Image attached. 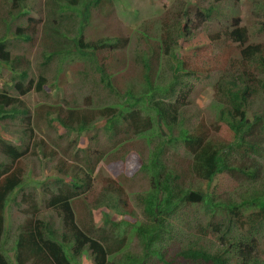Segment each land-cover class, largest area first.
I'll list each match as a JSON object with an SVG mask.
<instances>
[{
  "label": "trees",
  "instance_id": "16d2710c",
  "mask_svg": "<svg viewBox=\"0 0 264 264\" xmlns=\"http://www.w3.org/2000/svg\"><path fill=\"white\" fill-rule=\"evenodd\" d=\"M3 1L0 18L6 28L10 30L16 24L17 37L31 41V24L39 23L31 16V4L28 0ZM102 2L105 0H46L42 20L44 64L58 60V74L68 60L82 59L90 69L82 72V96L64 99L63 105L50 104L37 115H45L50 124L58 121L78 133L104 119L111 138L126 135L115 147L125 144L132 134L145 139L151 150L140 170L150 182L139 197L146 220L127 221L132 234L138 235L142 251L125 250L130 245L125 231L109 213H104L103 225L96 226L94 209L106 206L129 214V196L120 180L105 173L103 167L97 169L104 155L94 156L90 149H82L84 155L79 160L81 148L74 153V165L58 159L59 176L51 182L56 188L43 190L49 196L45 195L42 202L57 214L59 222L42 215L35 192L23 194L25 217L17 226L11 250L6 248L10 238L8 206L17 193L29 186L26 160L32 155L55 157L58 150H49L45 138L35 139L31 114L22 99L33 90L45 89L46 70L30 77L31 67L22 65L23 56H12L13 44L3 34L0 75L8 67L13 82L0 86V120L24 114L31 132L25 131L29 142L20 144L0 136V264H79L78 258L88 254L94 264H144L152 257L171 264L166 260L169 252L176 253L183 264H264V162L258 158H264V42L251 39L249 25H243L240 16L230 20L224 36L241 49L217 73L212 103L217 121L211 122L205 115L189 114L193 86L186 77L196 76L198 71L181 52L190 35V11L185 2L174 7L167 20L153 27V32L147 30L156 40L137 38L134 62L142 79L134 82L140 76L134 77L123 92L115 86L114 74L98 52H117L129 43V38L108 35L87 40L85 36L92 10ZM248 4L254 11L258 32H262L264 0H248ZM216 10V4L196 6L195 16L200 22L194 28L199 29ZM222 34L219 31L213 38L217 40ZM57 79L55 76L54 82ZM255 98H259V107L253 106ZM221 130L226 137L220 136ZM177 144L189 157V174L200 183L184 180V173H178L168 162L166 152ZM70 145L63 148L65 155L72 150ZM222 175L245 180L232 194L220 193L211 186ZM77 200L84 203L86 213L78 214Z\"/></svg>",
  "mask_w": 264,
  "mask_h": 264
},
{
  "label": "rangeland",
  "instance_id": "374dc122",
  "mask_svg": "<svg viewBox=\"0 0 264 264\" xmlns=\"http://www.w3.org/2000/svg\"><path fill=\"white\" fill-rule=\"evenodd\" d=\"M0 0V14H2L3 5ZM185 2L186 8L190 11V35L184 41V47H181V52L185 53L189 58L191 66L198 71L197 75L187 76L186 80L193 86V92L190 98L192 99L189 108V114L193 116L205 115L211 122H216V110L212 107L214 102V84L217 80V73L221 68H224L227 63H230L237 57L241 47L224 36L229 22L234 16H240L243 25H249L251 39L254 42H264V30L258 32L259 25L255 19L254 11L248 4V0H180ZM46 0H28V3L33 7L31 16L38 20V24H31L30 30L34 32L33 39L27 41L20 39L16 35V24H13L8 30L0 18V36L6 34L12 42L11 50L13 57L23 56V66H30V77L38 76L41 71L46 70L48 76V84L43 91H31L22 97L24 105L29 108L31 121L35 127V139L45 138L48 142L49 150L58 153L55 157L42 158V155L31 156L27 161V180L29 186L26 185L25 190L15 195V200H11L8 206L7 219L9 223V239L6 242V248L11 250L13 238L15 237L17 226L25 217L24 209L27 205L21 204L23 194L35 192L36 198L40 206V212L47 218L52 217L55 222H59L57 214L49 210L44 205L43 197L49 196L48 193H43V190L56 188L53 182L54 178L59 176L56 168L58 159L63 158L66 164H75L74 153L81 148L79 152V160L83 157L82 149H90L94 156L102 153L104 155L102 161L97 166L103 167L105 173L120 180L124 184L129 196L130 212L129 214L118 212L106 206L94 209V221L96 226H102L104 222V213H109L112 220L121 222V230L125 231L126 239L128 238L129 250L135 253H141L142 248L138 240V235H133L130 231V223L145 221L146 216L140 203V195L143 194L149 187V176L140 170L143 159L148 157L151 147L147 144L144 138L137 137L132 134L131 138L125 144L116 146L118 140H123L126 135L120 134L118 139L111 138L110 132L106 131V121L104 119L96 123V125L87 131L78 133L69 128H64L58 121L50 124L43 113L50 104L63 105L64 99L71 100L74 95L82 96L81 83L83 81L82 72L90 69L88 62L82 59L68 60L63 65L61 73L57 74L58 60H52L48 65H45V59L42 56V44L44 43L42 20L44 16ZM181 2L177 0H105L99 7L92 10V20L85 27V36L87 40H97L103 36H124L129 38V43L125 47H121L117 52L112 49H105L98 52L100 60L106 64V67L114 74L115 86L121 91H125L129 87V82L136 76H140L137 81L140 82L142 77L135 63V45L138 44V37H143L148 40H156L155 36L149 35L148 29L153 32V27L164 20H167L170 11L179 8ZM6 2L3 1V4ZM212 4L218 5V10L213 14V17L206 21L199 29L194 26L200 22V19L195 16L196 6L208 7ZM29 29V28H28ZM223 34L215 40L217 32ZM193 56V58H192ZM13 73L4 67L0 75V86L3 87L6 82H13ZM82 75V77H81ZM55 76L57 81L54 82ZM52 83L54 85H52ZM133 84V83H132ZM131 84V85H132ZM89 90V89H88ZM120 91V92H121ZM15 92V90L13 91ZM16 93V92H15ZM82 102L83 97H81ZM113 101L115 98L112 99ZM253 102V101H252ZM255 107L260 106L259 98H255ZM39 107H41L39 109ZM24 114H21L16 119L0 120V136L14 143H27L28 137H25V131L30 133L28 122L24 121ZM56 116V114H53ZM43 117V118H42ZM196 123V119H194ZM63 136V138L59 136ZM220 136L226 137L224 130H221ZM130 138V139H128ZM36 140H32L34 142ZM70 152L65 155L64 147H68ZM114 147V148H112ZM32 149V148H31ZM168 162L174 165L178 173L183 172V179L190 180L195 184L200 183L199 179H194V176L188 172L189 157L186 155L184 147L181 144L171 145L166 152ZM240 158V155H237ZM261 162L264 158L258 157ZM79 164V163H78ZM170 164V165H171ZM232 178L229 175H222L212 188H216L220 193L232 194L234 189L239 185L242 178ZM45 180L46 185H37V181ZM67 181L71 177L66 178ZM204 187H207V182H202ZM99 185H103L100 183ZM99 191V187H97ZM225 194V195H226ZM78 214L86 213L84 203L81 200L75 201ZM11 255L12 252L10 253ZM166 260L171 264H183L174 252H169ZM79 264H94L90 254L78 258ZM144 264H164L156 257H152Z\"/></svg>",
  "mask_w": 264,
  "mask_h": 264
}]
</instances>
